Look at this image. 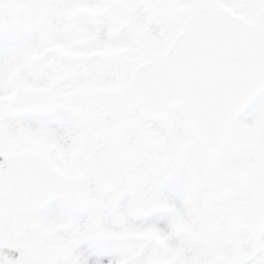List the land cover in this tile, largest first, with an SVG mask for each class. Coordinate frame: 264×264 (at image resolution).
Returning <instances> with one entry per match:
<instances>
[{"label":"snow or ice","instance_id":"snow-or-ice-1","mask_svg":"<svg viewBox=\"0 0 264 264\" xmlns=\"http://www.w3.org/2000/svg\"><path fill=\"white\" fill-rule=\"evenodd\" d=\"M0 264H264V0H0Z\"/></svg>","mask_w":264,"mask_h":264}]
</instances>
